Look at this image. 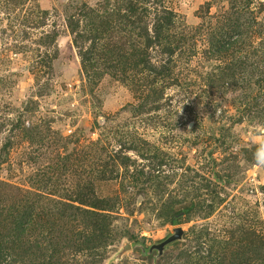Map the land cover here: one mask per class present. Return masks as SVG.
Here are the masks:
<instances>
[{"label": "rangeland", "instance_id": "obj_1", "mask_svg": "<svg viewBox=\"0 0 264 264\" xmlns=\"http://www.w3.org/2000/svg\"><path fill=\"white\" fill-rule=\"evenodd\" d=\"M130 2L0 0L5 264H264V0Z\"/></svg>", "mask_w": 264, "mask_h": 264}, {"label": "trees", "instance_id": "obj_2", "mask_svg": "<svg viewBox=\"0 0 264 264\" xmlns=\"http://www.w3.org/2000/svg\"><path fill=\"white\" fill-rule=\"evenodd\" d=\"M160 1L161 0H137V4L133 2L128 3L127 10L130 13L135 14L137 11V31H139L140 35L145 36L152 32L158 36L173 26L175 14L161 6L162 2ZM148 4L151 6L155 4L160 6L158 8H154L155 14L152 18H150L151 8H148ZM4 214L5 213L2 214V212L0 213V219L2 216H4ZM33 215L34 214L30 213V211L15 212V217L12 218L13 232L8 239L10 244L19 242L22 237L27 235V233L30 231L31 223L33 222ZM8 221L9 219H6V222ZM4 227L8 228L6 225H2L0 223V230ZM8 242H6V244H8ZM8 249L9 248L5 244L0 246V263L2 260L3 264L7 262V259L9 258V255L7 254Z\"/></svg>", "mask_w": 264, "mask_h": 264}, {"label": "clouds", "instance_id": "obj_3", "mask_svg": "<svg viewBox=\"0 0 264 264\" xmlns=\"http://www.w3.org/2000/svg\"><path fill=\"white\" fill-rule=\"evenodd\" d=\"M252 142L258 145L257 151L254 154L256 165L264 167V125H257L254 128Z\"/></svg>", "mask_w": 264, "mask_h": 264}]
</instances>
